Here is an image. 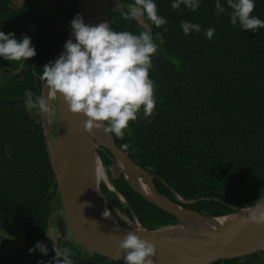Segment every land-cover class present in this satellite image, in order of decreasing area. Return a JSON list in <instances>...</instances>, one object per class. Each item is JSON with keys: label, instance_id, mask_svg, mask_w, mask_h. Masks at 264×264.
<instances>
[{"label": "trees", "instance_id": "16d2710c", "mask_svg": "<svg viewBox=\"0 0 264 264\" xmlns=\"http://www.w3.org/2000/svg\"><path fill=\"white\" fill-rule=\"evenodd\" d=\"M134 0H110V27L115 31L160 33L152 57L150 79L156 105L151 116L141 109L130 121L124 137L113 138L117 147L152 175L155 190L203 215L219 216L264 198V28L244 31L231 24L226 12L216 14V0H199L192 11L174 0H154L158 15L167 21L160 28L146 17L126 20ZM252 15L264 20V0H254ZM76 0H0V31L31 38L37 55L20 62L0 57V218L18 225L24 247L0 264H48L55 256L48 248L29 254L46 235L57 186L44 143L40 113L28 108L25 90L41 96L43 66L52 61L64 43L74 18ZM52 16V17H51ZM198 24L199 33L185 35L181 22ZM215 29L212 39L207 29ZM165 29H167L165 31ZM129 144L127 151L123 144ZM103 169L121 202L101 182L102 193L121 212L146 229L177 222L172 215L143 200L109 158L98 151ZM114 213V212H113ZM115 214V213H114ZM116 219L126 226L125 222ZM60 248V247H59ZM74 264H121L94 252H72ZM62 260V258H61ZM210 264H264V251Z\"/></svg>", "mask_w": 264, "mask_h": 264}, {"label": "water", "instance_id": "95a60500", "mask_svg": "<svg viewBox=\"0 0 264 264\" xmlns=\"http://www.w3.org/2000/svg\"><path fill=\"white\" fill-rule=\"evenodd\" d=\"M77 14L83 17L85 24H110V0H76L74 17ZM69 39L76 42L71 28L53 62L65 52L64 45ZM22 64L23 62H20L13 73H17ZM46 88L45 82L41 80V95L45 98ZM60 98L53 141H50L51 127L48 125L47 116L40 114L44 143L70 231L88 250L125 264V254L119 251L118 243L132 232L155 244L157 254L153 257L154 264H210L264 251V226L245 222L248 213L257 204H264V198L250 206L232 207V212L219 216L203 215L182 205L204 199L185 200L169 190L177 202L168 200L156 192L152 175L123 153L111 134L104 133L103 129H94L91 133L84 131L83 124L87 117L71 113L63 97ZM99 150L110 153L109 158L120 169L135 193L172 215L177 222L151 229L143 228L134 214L133 220L126 214L122 215V212L107 200L100 187L101 182L106 185L104 180L97 182L96 190L92 184L88 185L93 157L95 154L98 156ZM136 175L146 182V190H139L134 184ZM107 180L113 187L108 176ZM112 193L124 201L114 187ZM98 194L107 201L102 208H97V203L95 204ZM111 209H114L113 212L126 226L120 224ZM105 210H108V218L102 215ZM125 215L135 223H128L129 219ZM215 218L219 219L213 221Z\"/></svg>", "mask_w": 264, "mask_h": 264}, {"label": "clouds", "instance_id": "9594fccd", "mask_svg": "<svg viewBox=\"0 0 264 264\" xmlns=\"http://www.w3.org/2000/svg\"><path fill=\"white\" fill-rule=\"evenodd\" d=\"M181 4L195 11L199 7V0H174L171 7L179 9ZM227 4L231 9L229 15L233 26L239 24L244 31L254 33L264 28V20L252 15L254 0H227ZM215 9L217 15L226 12L220 0H216ZM121 14L126 20L146 17L157 28L167 23L164 17L158 15L154 0H134ZM70 27L76 42L72 39L66 41L65 52L54 62L49 61L43 66L40 79L50 91L63 97L71 113L87 117L83 124L84 131L91 133L94 129H103L104 133L122 139L129 122L137 119L141 109L146 117L153 114L155 86L149 73L152 57L159 47L155 41L163 42L161 35L157 32L154 39L147 30L139 34L115 31L106 22L85 24L80 14L73 18ZM181 28L185 35L191 31H201L200 25L183 21ZM214 33L215 29L209 28L205 36L210 40ZM14 37L15 33L0 31V57L7 61L23 62L37 55L30 37L24 36L21 41ZM33 95L32 91L25 90L28 108H36L40 114L50 115L52 108L48 100L43 95L33 99ZM121 147L127 151L130 145L125 143ZM100 176L105 178V173L101 171ZM102 215L108 218V210ZM245 222L264 226V204H257L248 213ZM118 249L125 254V264H154L153 257L157 254L155 244L132 232L119 240ZM36 250L44 256L48 255V248L42 242H36L29 249V254ZM54 252L55 264H74L70 249L54 246ZM48 264L53 262L49 261Z\"/></svg>", "mask_w": 264, "mask_h": 264}, {"label": "rangeland", "instance_id": "374dc122", "mask_svg": "<svg viewBox=\"0 0 264 264\" xmlns=\"http://www.w3.org/2000/svg\"><path fill=\"white\" fill-rule=\"evenodd\" d=\"M138 22L144 25L142 18H139ZM106 198L112 202L110 199L111 196H107ZM58 200L59 202L54 203L53 205V210L49 219L48 230L46 235L41 239V242L46 245L47 248H54L55 246L60 248H68L72 252L80 251L90 253L91 251L88 250V248L81 244L77 239H75L71 233L60 199ZM120 201L124 202L122 199H120ZM124 214L125 213L122 212V215ZM125 217L128 218L126 215ZM129 222L135 223L132 220H129L128 223ZM23 247L24 239L21 235L18 225L7 219L0 218V258H8L10 254L23 249Z\"/></svg>", "mask_w": 264, "mask_h": 264}, {"label": "bare ground", "instance_id": "6f19581e", "mask_svg": "<svg viewBox=\"0 0 264 264\" xmlns=\"http://www.w3.org/2000/svg\"><path fill=\"white\" fill-rule=\"evenodd\" d=\"M45 99L48 100L49 105L52 108V113L50 115H47V122H48V125L51 127L50 141H53L55 127H56V123L58 120V105L57 104L60 102L59 100L61 98H60L59 93L56 94V93L50 91L48 88H46V98ZM101 171H103L105 173L104 169L102 168L101 162L99 161L97 154H95L93 157L91 168H90V173H89V177H88V185L92 184L96 190L97 182L104 180L106 182L107 189L110 192H112L113 187L111 186V184L107 180L106 173H105V178H101V176H100ZM133 182L137 187H139V190H146L147 189L146 182L144 180H142L139 177V175H136V179L135 180L133 179ZM96 203H97V208H102L107 204V201H105V199H103V197H101L100 194H98V196L96 197V200H95V204ZM218 219L219 218H215V219H213V221H217Z\"/></svg>", "mask_w": 264, "mask_h": 264}, {"label": "flooded vegetation", "instance_id": "af4514ba", "mask_svg": "<svg viewBox=\"0 0 264 264\" xmlns=\"http://www.w3.org/2000/svg\"><path fill=\"white\" fill-rule=\"evenodd\" d=\"M111 203H113V202H111ZM114 204V203H113ZM112 210V212H113V209H111ZM114 214V213H113ZM115 216H117L116 215V213L114 214ZM117 218L119 219V220H121L118 216H117ZM122 221V220H121ZM123 222V221H122Z\"/></svg>", "mask_w": 264, "mask_h": 264}]
</instances>
